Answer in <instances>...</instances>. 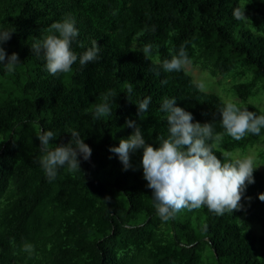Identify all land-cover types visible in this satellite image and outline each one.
Instances as JSON below:
<instances>
[{
  "label": "trees",
  "instance_id": "1",
  "mask_svg": "<svg viewBox=\"0 0 264 264\" xmlns=\"http://www.w3.org/2000/svg\"><path fill=\"white\" fill-rule=\"evenodd\" d=\"M244 5L247 22L232 14ZM66 18L79 32L71 46L78 56L93 41L100 51L95 61L77 60L70 72L53 76L31 45ZM0 28L15 29L3 47L21 61L12 73L0 66V264H264L261 169L240 210L216 215L205 206L163 221L143 178V148L130 153L135 170H124L109 151L133 133L126 119L159 147L157 137L168 136L165 98L175 97L193 122H211L214 134L224 133L219 109L229 101L200 89L186 68L156 75L151 60L131 51L145 43L154 46L153 60L171 59L181 45L195 62L211 59L214 73L236 79L235 103L264 114V106L248 100L264 91V0H0ZM109 90L117 94L112 114L93 119ZM149 96L141 120L136 103ZM42 130L57 134L51 148L79 133L92 150L89 160L78 157L81 171L65 166L49 181L39 164ZM261 136L264 129L239 141L224 134L214 154L222 163L228 162L222 152L239 159L232 153ZM25 242L35 248L31 258L20 251ZM208 247L217 263L205 261Z\"/></svg>",
  "mask_w": 264,
  "mask_h": 264
},
{
  "label": "clouds",
  "instance_id": "2",
  "mask_svg": "<svg viewBox=\"0 0 264 264\" xmlns=\"http://www.w3.org/2000/svg\"><path fill=\"white\" fill-rule=\"evenodd\" d=\"M233 17L238 21L250 20L245 15V5L233 9ZM155 26L151 31L155 32ZM15 29L0 28V66L8 73L15 71L21 62L18 54L6 53L3 44L11 39ZM48 35L32 43L31 49L37 56L43 55L47 71L55 76L58 73H68L72 66L79 60L84 66L98 58L100 51L97 41L79 56L72 50V43L79 35L72 18L54 22L47 29ZM142 36L143 33L138 34ZM84 47L83 43L79 44ZM153 44L145 43L134 47L131 51L141 52L146 60H151L156 75L160 70L165 73L180 72L189 62L185 46L181 45L178 53L172 54L171 59L159 58L153 60ZM167 83V80L162 81ZM203 89V85H198ZM131 93L132 86L127 89ZM117 94L111 90L102 94V102L97 104L93 119L112 114L111 102ZM130 100V98H128ZM151 97H146L136 103L139 118L144 119L143 113L148 110ZM131 101V100H130ZM161 111L166 113L168 136H158L159 147H153L145 142L140 126L133 120L126 119L125 125L134 129L127 138H121L118 146H110L109 151L118 156L124 170L134 166L130 163V153L143 148L141 166L143 178L147 187L152 190V197L157 215L167 221L182 210H196L201 207L216 214L225 212L233 213L240 210L243 205L241 200L247 184L254 183V170L256 165L252 157L243 159H230V153L222 152L221 155L228 162H223L215 154L224 134L233 140H242L248 134L259 136L264 129V114L257 115L248 108H241L235 102H226L219 109L221 127L224 133L214 134L213 124L193 122V114L176 105V98H165L160 105ZM40 142V151L43 155L39 164L44 170L49 181L57 176L58 169L67 166L70 172L81 171L80 159L87 161L91 157V148L84 143L79 133L73 131L71 139L66 144L49 147L50 140L57 137L53 131L42 130L36 136ZM208 141H213L209 144ZM251 198L249 197V200ZM259 199L264 201V193L259 194ZM20 251L28 253L29 258L35 252L31 243L25 242Z\"/></svg>",
  "mask_w": 264,
  "mask_h": 264
},
{
  "label": "rangeland",
  "instance_id": "3",
  "mask_svg": "<svg viewBox=\"0 0 264 264\" xmlns=\"http://www.w3.org/2000/svg\"><path fill=\"white\" fill-rule=\"evenodd\" d=\"M212 67L211 59L207 60L206 66L189 59L185 68L193 75L195 81L199 85H203L204 90L216 92L227 101H240V96L233 91V84L236 79L232 76H225L219 71L214 73L212 71ZM248 100L258 106H264V91H261L256 97L249 98ZM232 155L239 159L252 157L255 164L259 165L258 168L264 172V136H261L259 139L254 141V143L248 145L246 149L235 150ZM204 254L206 262H214L215 260L217 263L209 247L206 248Z\"/></svg>",
  "mask_w": 264,
  "mask_h": 264
}]
</instances>
